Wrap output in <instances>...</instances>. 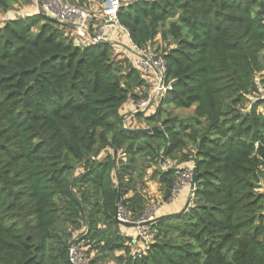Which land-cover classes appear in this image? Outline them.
Wrapping results in <instances>:
<instances>
[{"label":"trees","instance_id":"trees-1","mask_svg":"<svg viewBox=\"0 0 264 264\" xmlns=\"http://www.w3.org/2000/svg\"><path fill=\"white\" fill-rule=\"evenodd\" d=\"M118 19L165 63L159 104L131 115L144 126L121 117L147 81L109 42L81 45L41 10L0 23V264H74V240L86 264H264V113L243 111L264 87V0H121ZM193 163L185 208L133 256L118 204L141 218L150 180L170 203Z\"/></svg>","mask_w":264,"mask_h":264},{"label":"built area","instance_id":"built-area-1","mask_svg":"<svg viewBox=\"0 0 264 264\" xmlns=\"http://www.w3.org/2000/svg\"><path fill=\"white\" fill-rule=\"evenodd\" d=\"M32 6H35L38 11H43L45 14L55 18L58 22L65 26V32L75 38L81 45H95L100 42L106 41L112 45L113 53L116 55L122 52L129 51L131 54L136 56V61L133 65L139 71L151 72L156 76L158 81V91L167 89L163 82V73L165 71V63L163 57L152 48H143L133 43L129 39L128 29L122 26L118 19V12L121 6V0H104L102 4L101 15H97L93 9L89 7L73 3L71 0H29ZM14 14L16 12L12 11ZM19 14V13H18ZM20 15V14H19ZM95 22V26L91 24ZM117 32L125 36L129 41V44L123 42H116L111 39V34ZM142 74V73H141ZM142 76L145 78L144 74ZM165 89V90H166ZM133 104V110H144L148 105L153 102L152 95L134 101L131 99ZM256 104L264 106V87L257 78L256 90L249 97V101L243 111L250 110ZM258 109V108H257ZM176 165V162L168 160L162 168H166L168 165ZM177 166V165H176ZM195 164L188 166L185 170L177 171L178 180L174 189V194L178 191L179 184L182 180H186L188 187L190 188V196L193 195L194 187L192 188L193 182V168ZM175 195L172 197V200ZM157 212L151 213L149 209L146 210L144 215L134 220L132 219L125 208L118 204L117 218L125 222L137 223L135 227L137 236L142 241V244L134 248L133 256H138L149 248V243L152 241V233L150 229V223L157 217ZM78 243H74L70 247V258L76 250L79 248ZM81 258V257H80ZM72 261V259H71Z\"/></svg>","mask_w":264,"mask_h":264},{"label":"rangeland","instance_id":"rangeland-1","mask_svg":"<svg viewBox=\"0 0 264 264\" xmlns=\"http://www.w3.org/2000/svg\"><path fill=\"white\" fill-rule=\"evenodd\" d=\"M30 5H31L30 2L27 3L25 1H24V3L22 5H20V4L17 5L14 8V10H12V11L16 12V14H14V15H7V14L5 15L4 13H0V23L4 22L5 20H8L9 18H13L14 16H19V14H25V13H27V11L29 13L32 12L31 10H27L26 12L23 10V8L25 9V6H30ZM21 11H24V12H21ZM19 12H21V13H19ZM31 14H34V12H32ZM157 44L159 45V43H156V45H154V46H157ZM113 57L116 60H126V61H130L132 64H134L133 62L136 61L134 59V56L132 54H131V58H130L129 56H127L126 53H124L122 51H121V53L119 55L118 54L116 55L115 53H113ZM141 73L144 74V76H145L144 79L147 81V84H146V87H145L144 91H148V96L149 95H152L153 104L155 106H157V104H159L160 96L162 94H164L167 89L165 88L166 90L163 89L162 91H158V86L159 85H158V81L156 79V76L153 73L147 72V71L146 72L142 71ZM133 108H134L133 107V104H132L131 100H129L125 104V106L123 107L122 113L123 114L124 113H127V111L130 112L131 110H133ZM152 110H153V108H152ZM258 110H260L261 112L264 113V106H259L258 107ZM186 113H189V112L187 111V112H185V114ZM129 116L130 115H128L126 117V124H127V126H137V125H140V124L144 126V121L138 120L136 118H130ZM186 183H187L186 180H182L180 182L179 187L177 188L178 191L180 190L179 191L180 193H181V190L183 188H185V187L188 186V184H186ZM262 186H263L262 187V190H264V183H263ZM186 190H187L186 191V195L190 196L191 195L190 194V188L188 187V189H186ZM148 192H149V196H150L149 207H148L149 212H151V213L157 212V215L159 216L162 213L163 208L165 206H167V203L163 202L162 193L159 190V186H158L156 180H153V181L150 180L149 181V183H148ZM179 192H176L175 198H178L180 196V193ZM128 233H129V230H128ZM129 234H131V235L134 234V231L131 230V233H129ZM139 245H140V242L137 241V243H135L134 247L136 248ZM78 248L79 249L76 250L74 252V254L72 255V257H71L72 262L74 264H86V261L84 259L85 258L84 251L86 249L83 248V247H81V248L78 247ZM109 264H114V263L113 262H110Z\"/></svg>","mask_w":264,"mask_h":264},{"label":"crops","instance_id":"crops-1","mask_svg":"<svg viewBox=\"0 0 264 264\" xmlns=\"http://www.w3.org/2000/svg\"><path fill=\"white\" fill-rule=\"evenodd\" d=\"M90 9H93L97 15H101V12H102V4L101 3H97V2H91L90 6H89ZM23 10L26 12L27 10H31L32 12L36 13L38 12V9L35 7V6H25V9L23 8ZM24 11H21V12H24ZM19 12V13H21ZM32 12H28L23 14V15H27V14H31ZM95 22H93L91 24V26H95ZM111 39L113 41H116V42H123L124 44H129V41L126 39L125 36L121 35L120 33H117L114 31V33L111 34ZM127 54V56H129L131 58V53L129 51L127 52H124ZM133 55V54H132ZM134 56V55H133ZM134 59L136 60V56H134ZM128 112V111H127ZM130 118L131 115L129 116ZM186 189H188V186L183 188L181 190V193H180V196L178 198H175L173 201H171L170 203H167V206H165L162 210V213L160 215H167V214H172V213H175V212H180L183 208H185L186 204H187V201H188V198L189 196L186 195ZM128 230H129V233H131V230H133L132 228L128 227V229H124L123 228V232H127L128 233ZM133 235V234H132Z\"/></svg>","mask_w":264,"mask_h":264},{"label":"water","instance_id":"water-1","mask_svg":"<svg viewBox=\"0 0 264 264\" xmlns=\"http://www.w3.org/2000/svg\"><path fill=\"white\" fill-rule=\"evenodd\" d=\"M152 104H153V102H151L149 105H148V107L146 108V109H144V110H131L130 112H127V113H124L123 115H122V120H124L128 115H132V114H134V113H137L138 111H140V112H146L151 106H152ZM142 130H144V131H153V132H155V131H157V129L156 128H142ZM192 188L194 187V182H192V186H191ZM120 197V196H119ZM190 199V198H189ZM118 202H119V198H118ZM117 209H118V206H117ZM116 219L118 220V222L121 224V225H123V226H126V227H135L136 225H137V223H133V222H125V221H122V220H120V219H118L117 218V210H116ZM76 240H74V242H75ZM74 242H72V244L74 243ZM71 244V245H72ZM70 260H71V258H70Z\"/></svg>","mask_w":264,"mask_h":264}]
</instances>
